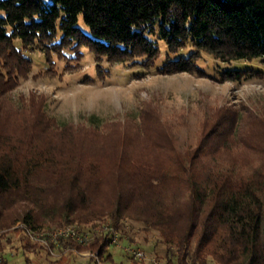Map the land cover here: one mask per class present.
Returning <instances> with one entry per match:
<instances>
[{"label":"trees","instance_id":"16d2710c","mask_svg":"<svg viewBox=\"0 0 264 264\" xmlns=\"http://www.w3.org/2000/svg\"><path fill=\"white\" fill-rule=\"evenodd\" d=\"M51 1L0 0V97L31 70L23 49L37 50L49 62L52 52L63 50L72 51V59L78 61L80 49L86 47L98 75H107L101 72L103 62L149 71L160 54L148 39L155 33L174 56L155 68L157 74L190 73L238 83L261 76L258 70L238 65L264 67V0ZM79 16L89 34L77 27ZM58 32L61 36L56 40ZM15 39L22 49L14 46ZM188 47L191 53H180ZM203 54L228 68L218 70L216 78L209 77L197 65ZM154 114L141 112V123L128 124L123 132L112 129L128 148L122 152L114 146L109 172L102 171L104 159L88 152L81 157L77 150L83 148L64 152L61 146H42L52 133L61 131L40 112L33 130L24 132L31 135L26 145H11L12 138L0 133V264H8L6 255L19 250L33 256L45 253L51 263L69 254L72 264H88L92 258L81 263L73 252L52 257L22 229L13 227L20 223L38 232L55 224V228L78 225L86 230L105 222L118 232L120 241L126 237L127 245L139 247L125 229L153 234L150 253L144 252L161 264H264V173L250 183L246 176L217 172L211 166L202 173L196 169L203 154L228 149L240 138L242 118L240 122L231 111L213 113L202 124L195 150L180 152L171 146L172 155L150 163L139 152H127L137 138L148 142L155 136L157 142L170 144V129L160 119L153 120ZM103 130L89 133L82 128L78 136L101 137ZM241 144L247 147L243 140ZM161 146L154 144L158 151ZM110 236L111 232L95 234L85 244L62 240L56 250L97 253L103 264H115L117 248L110 244ZM122 250L132 264H147Z\"/></svg>","mask_w":264,"mask_h":264},{"label":"rangeland","instance_id":"374dc122","mask_svg":"<svg viewBox=\"0 0 264 264\" xmlns=\"http://www.w3.org/2000/svg\"><path fill=\"white\" fill-rule=\"evenodd\" d=\"M43 1L48 4L52 2ZM0 15L3 13L0 12ZM76 25L82 32L89 34L81 16ZM60 36L58 32L56 40ZM148 39L160 51L155 68L162 66L169 57H174L168 54L165 42L156 33L149 35ZM14 46L22 49L18 39L14 40ZM80 51L82 57L78 61L72 59V51L63 50L59 54L52 52L49 62H46L41 52L22 50L24 56L31 60V70L17 81L14 88L0 97V133L12 138L11 145L27 144L26 140L31 135L24 132L33 130L35 116L40 112L52 119L62 133H52L42 146L48 149L53 145L61 146L64 152L71 148H83V151L77 150L81 157H85L83 155L88 152L90 156L104 159L102 171L109 172L112 162L109 158L116 156L114 146L124 149L122 136L112 134L113 130L118 128L123 132L126 125L141 123V112L153 111V120L160 119L170 129L169 145L157 142L160 140L155 136L148 142L141 138L131 142L133 147L128 150V154L139 152L141 157L153 163L164 160L166 155H172L168 149L171 146L180 152L195 150L203 122L211 118L213 113L221 115L231 111V115H239L240 122L241 118L243 120L238 125L242 128L240 138H236L228 149L222 147L214 154L205 152L196 169L202 173L204 168L211 166L217 172L227 171L233 175L246 176L250 183L257 182L256 176L264 173V67L261 65L239 64V68H252L262 73L259 77L239 83L217 82L190 73L160 75L155 68L146 71L139 66L105 62L101 64V72L106 71L107 75H98L93 54L86 47ZM180 53L189 54L191 48ZM69 64L74 67L66 69ZM197 65L212 78L217 77V71L221 68H228L205 54ZM82 128L89 133L104 128L103 135L82 138L78 136V130ZM241 140L247 147L241 144ZM154 144L162 145L159 151L154 148ZM116 147L115 151L119 152ZM49 225L52 227L49 230L57 226ZM125 231L139 248L150 253L149 244L156 239L153 234L146 235L137 228ZM121 239L120 245L124 247L128 241L126 237ZM68 257L69 254L64 260L51 263L45 253L33 256L19 250L13 256L7 254L5 259L8 264H72ZM76 258L81 263L87 259ZM113 261L115 264H132L119 248L113 252Z\"/></svg>","mask_w":264,"mask_h":264},{"label":"built area","instance_id":"2783aa9c","mask_svg":"<svg viewBox=\"0 0 264 264\" xmlns=\"http://www.w3.org/2000/svg\"><path fill=\"white\" fill-rule=\"evenodd\" d=\"M20 228L24 231L25 235L32 242L42 245L52 257L58 258L68 252H73L78 257L92 258L88 264H103L97 256V253H80L74 249L64 248L61 251H57L56 248L59 246L60 241L66 239H72L80 244L87 243L95 234L104 232H111L110 244L115 248L123 249L133 260L137 262H146L147 264H161L152 256H148L144 250L139 247L125 245L121 247L120 235L118 232L111 227L109 222L103 223L101 226L93 229H82L78 225H68L63 228H54L51 230H43L34 232L29 230L25 225L18 223L13 229Z\"/></svg>","mask_w":264,"mask_h":264}]
</instances>
